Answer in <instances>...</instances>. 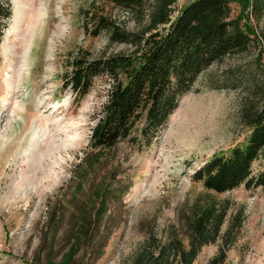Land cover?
Returning a JSON list of instances; mask_svg holds the SVG:
<instances>
[{"label": "rangeland", "instance_id": "374dc122", "mask_svg": "<svg viewBox=\"0 0 264 264\" xmlns=\"http://www.w3.org/2000/svg\"><path fill=\"white\" fill-rule=\"evenodd\" d=\"M15 1L19 22L0 42V264H132L147 245H186L195 211L223 202L221 236L232 218L239 227L225 244L218 237L203 246L191 264H208L221 250V264H264V188L216 193L191 178L213 154L244 142L243 110L263 105L264 5L249 21L247 50L203 71L148 148L122 141L99 150L90 134L111 81L94 78L76 99L63 76L75 56L132 48L86 33L82 10L129 31L140 26L102 0ZM187 1L177 0L173 15ZM229 6L232 17L240 14L238 0Z\"/></svg>", "mask_w": 264, "mask_h": 264}, {"label": "trees", "instance_id": "16d2710c", "mask_svg": "<svg viewBox=\"0 0 264 264\" xmlns=\"http://www.w3.org/2000/svg\"><path fill=\"white\" fill-rule=\"evenodd\" d=\"M102 1L134 16L140 29L129 31L97 11L82 10L86 33L93 37L104 33L108 42L132 48L128 53L98 58L75 56L69 62L70 72L63 76V87L76 99L87 94L94 78L111 81L90 134V146L99 150L115 148L122 141L148 148L203 71L226 56L247 50L254 33L249 21L262 14L264 5V0H238L240 14L232 17L229 5L233 0H189L175 15L177 0H153L150 5L147 0ZM11 18L10 0H0V42ZM260 97V108L243 110L242 121L249 128L244 142L213 154L192 173V180L206 190L225 193L240 186L247 191L264 188V84ZM228 208L223 202L196 210L186 245L178 239L155 249L147 245L132 264H160L169 256L178 258V264H191L203 246L218 237L225 244L232 229L239 227L240 221L234 226L232 218L221 236ZM224 258L221 250L208 264H221Z\"/></svg>", "mask_w": 264, "mask_h": 264}, {"label": "bare ground", "instance_id": "6f19581e", "mask_svg": "<svg viewBox=\"0 0 264 264\" xmlns=\"http://www.w3.org/2000/svg\"><path fill=\"white\" fill-rule=\"evenodd\" d=\"M12 5H13V8H12L13 13H12V18H11V22H10V24H12V25H9L8 29L6 30V36H8L12 32H14L13 25L16 26V24L19 22L17 11H16V1L15 0H12ZM41 16H42V13L40 11L39 13H37V20H36L37 22L41 21ZM19 35H21V34L16 30V34H14V36L17 37ZM170 116H172V114Z\"/></svg>", "mask_w": 264, "mask_h": 264}]
</instances>
